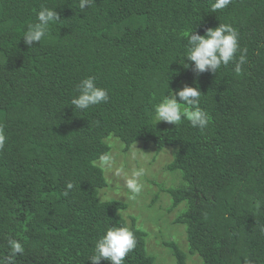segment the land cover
Segmentation results:
<instances>
[{"label":"trees","instance_id":"16d2710c","mask_svg":"<svg viewBox=\"0 0 264 264\" xmlns=\"http://www.w3.org/2000/svg\"><path fill=\"white\" fill-rule=\"evenodd\" d=\"M212 3L96 0L80 12L79 0H0V257L13 238L25 249L17 264H92L95 241L126 226L138 242L125 264H156L147 230L119 216L125 203L98 197L107 182L97 161L114 137L125 149L175 148L165 165L173 182L157 185L167 211L183 203L173 222L184 227L186 251L161 240L172 264H191L193 255L199 264H264V0H232L216 13ZM42 5L61 19L29 49L21 36ZM219 23L238 30L248 62L239 74L230 62L197 75L184 61V33ZM88 76L110 100L74 109L76 85ZM184 85L201 92L211 117L203 131L187 120L154 123V105ZM68 182L75 187L65 197Z\"/></svg>","mask_w":264,"mask_h":264},{"label":"clouds","instance_id":"9594fccd","mask_svg":"<svg viewBox=\"0 0 264 264\" xmlns=\"http://www.w3.org/2000/svg\"><path fill=\"white\" fill-rule=\"evenodd\" d=\"M96 0H79L80 12L91 7ZM232 0H214L211 11L216 13L218 10L227 8ZM56 8V7H55ZM55 8L41 6L37 13V22L30 23L21 36L25 45L29 49L38 43L46 41L50 35V24L59 21L60 15ZM187 38V48L184 61L192 63L193 71L199 75L204 72L217 73L221 66H228L230 62L235 64L234 71L239 74L242 65L247 61V49L240 47V34L230 23H219L217 27L206 29L203 35L195 30L185 32ZM240 53L237 58V53ZM185 68L188 63H181ZM185 64L187 66H185ZM78 93L71 99L70 104L74 109L87 110L94 105L108 103L110 100L109 90L98 86L95 76H88L79 81L76 85ZM201 92L198 87L184 85L181 89L165 95L163 99L154 105V123L165 122L174 124L176 127L183 120H187L193 128L205 130L211 122L208 112L200 107ZM7 137L2 125H0V151L5 147ZM132 159L138 157L132 153ZM100 166L105 169H113L114 157L110 154H102L99 157ZM115 174L123 176L125 186L130 193L129 200L135 201L144 190L142 178L146 175V169L142 166L135 167L130 173L123 168H116ZM75 187L72 182H68L63 195L68 196V190ZM119 216L120 212L117 210ZM264 233V227L260 229ZM135 233L126 226H112L102 234L94 244L93 254L87 259L92 264H100L101 260L110 261L111 264H125V259L137 245ZM8 254L0 257V264H17L16 257L23 255L25 249L23 244L13 238L7 241Z\"/></svg>","mask_w":264,"mask_h":264},{"label":"rangeland","instance_id":"374dc122","mask_svg":"<svg viewBox=\"0 0 264 264\" xmlns=\"http://www.w3.org/2000/svg\"><path fill=\"white\" fill-rule=\"evenodd\" d=\"M155 52L158 54V51ZM109 138L111 148L108 154L114 157L115 163L113 169L103 168L107 185L99 190L98 197L101 200L114 198L123 201L126 206L120 211L121 216L127 223L130 221V216H135L136 224L147 230L146 247L155 256L156 264H172V256L162 245L161 240H174L186 251L184 227L173 222L177 209H182L183 203L178 208L167 211L166 207L169 204L167 194L160 191L157 185L166 187L173 182L171 180L173 176L165 170V165L172 158L171 149L175 150V148L169 146L158 151L154 147H143L141 143L135 142L125 149L117 138ZM132 153H135L138 159L133 160ZM97 164L100 166L99 160ZM140 166L146 169V175L142 178L144 190L135 201L129 200L130 193L125 186L124 178L116 175L115 169L123 168L130 173L133 168ZM156 190L159 191V198L157 202L150 204L152 193ZM188 262L199 264L201 259L193 255L188 257Z\"/></svg>","mask_w":264,"mask_h":264}]
</instances>
